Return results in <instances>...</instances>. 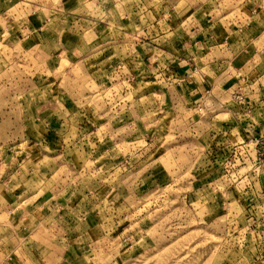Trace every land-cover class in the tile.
Returning <instances> with one entry per match:
<instances>
[{
	"label": "rangeland",
	"instance_id": "1",
	"mask_svg": "<svg viewBox=\"0 0 264 264\" xmlns=\"http://www.w3.org/2000/svg\"><path fill=\"white\" fill-rule=\"evenodd\" d=\"M120 1L0 0V260L264 264V0H165L159 50L123 8L163 0ZM196 21L223 61L189 99L160 44Z\"/></svg>",
	"mask_w": 264,
	"mask_h": 264
},
{
	"label": "crops",
	"instance_id": "2",
	"mask_svg": "<svg viewBox=\"0 0 264 264\" xmlns=\"http://www.w3.org/2000/svg\"><path fill=\"white\" fill-rule=\"evenodd\" d=\"M88 1L89 0H87V2ZM149 1H153V0H149ZM149 1L148 3H150ZM163 2L164 4H160L162 7L161 8L162 13L160 15L156 14L153 4L147 5V10L145 9L146 11L145 13H140L141 10L139 11V7H140L139 5H135V6L132 5L129 10H125L123 8V11H124L123 18L127 22L128 20H130L131 23H134L135 20L140 21L141 17H144L145 19L144 21H146L145 39L148 40V41H144V43H146L147 45H151V47L155 50L157 49L156 44H159L158 40L161 41V38L165 40V38L163 35L157 34L155 30L152 28L159 27V25L163 23L171 29L172 26H175L176 24H183L185 20V16L183 18L180 17V15L183 16L185 14L180 12L178 14V17L180 18L179 20H182V21H177V22L174 21L175 18H172L174 17L172 14L174 12V9H176V7L169 6L165 12L164 11L165 7H167L168 4L165 2V0H163ZM117 5L123 6L122 1L114 0V6H117ZM207 21L208 23H211L213 19L212 21L207 19ZM221 21L217 20L213 22L220 23ZM196 22L197 23L195 25H197V28L194 29L195 33H193V35H189V37L185 39H182V38L177 39L174 42L170 41L169 42L170 47L167 45L164 46L163 44L162 45L160 44V46H162L161 51L167 54L165 55V57L175 58V61H172L170 59L164 60L165 63L167 62V66H168L166 70L173 74L174 73L182 74L184 76L185 82L179 85H181L180 89L183 91V97L189 98V99L190 98L193 99L195 98V96L197 95L199 96V94H201L200 98L204 97L205 93H207V88H212L211 90H213L214 88L213 84H215L217 81V79L213 80V76L219 72L218 71L219 69L217 68L216 64L219 63L218 60L220 59L219 57L212 54V52L213 53L215 52L214 50L219 51V49H221L220 48L221 45L218 44L219 40H217V38L215 37L214 32L212 28L210 27L211 26L210 24L207 26H202V24H200L198 21ZM203 28H206L207 31L205 32V29ZM149 29H152V30H149ZM174 48L176 49L175 51H173ZM163 49H166L168 53L167 51ZM162 58L164 59V57ZM220 61L222 62L223 60H220ZM204 70H208L209 73L204 74L203 72ZM196 74H198V76H196ZM221 103L222 104H218V106H223L224 102H221ZM227 105H230L229 102L224 104L225 107ZM11 260L12 258L11 256H9L8 260L5 258L3 260H0V264H8L9 262H11Z\"/></svg>",
	"mask_w": 264,
	"mask_h": 264
}]
</instances>
